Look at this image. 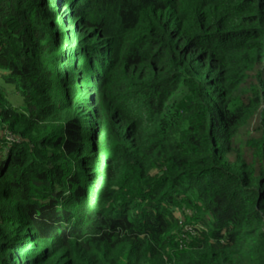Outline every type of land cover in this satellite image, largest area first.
Returning a JSON list of instances; mask_svg holds the SVG:
<instances>
[{"label":"trees","instance_id":"obj_1","mask_svg":"<svg viewBox=\"0 0 264 264\" xmlns=\"http://www.w3.org/2000/svg\"><path fill=\"white\" fill-rule=\"evenodd\" d=\"M1 131L0 264H264V0H0Z\"/></svg>","mask_w":264,"mask_h":264},{"label":"rangeland","instance_id":"obj_2","mask_svg":"<svg viewBox=\"0 0 264 264\" xmlns=\"http://www.w3.org/2000/svg\"><path fill=\"white\" fill-rule=\"evenodd\" d=\"M60 13V15L63 17V19L65 18V12L64 11H62V12H59ZM66 19V18H65ZM66 21V20H65ZM67 32L68 33H72L73 32V29L72 28H68V30H67ZM73 42V41H72ZM70 48V49H69ZM68 48V52H69V54H71L72 52H73V50L75 49V47H73V43H72V45L70 46ZM79 66V65H78ZM77 66V67H78ZM258 121V120H257ZM257 121L256 120H252L251 121V123L248 125V127H247V129H249V130H253L254 131V129H255V127L257 126ZM0 135L1 136H3L4 135V133L1 131V133H0ZM97 158H98V160H100V161H105V159H106V153H104L103 155L101 154V155H98L97 156ZM99 187H100V184H99ZM21 258H22V256H21Z\"/></svg>","mask_w":264,"mask_h":264}]
</instances>
